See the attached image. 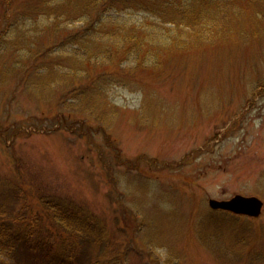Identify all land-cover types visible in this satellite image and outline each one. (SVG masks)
I'll return each instance as SVG.
<instances>
[{"label": "rangeland", "instance_id": "rangeland-1", "mask_svg": "<svg viewBox=\"0 0 264 264\" xmlns=\"http://www.w3.org/2000/svg\"><path fill=\"white\" fill-rule=\"evenodd\" d=\"M30 1L14 0L18 25L33 8ZM23 25V37L36 47L26 42L28 54L0 56V207L7 215L25 201L37 208L40 195L59 192L106 220L111 251L133 242L129 264H264V209L256 218H237L209 206L210 198L237 193L264 199V85L258 84L264 33L156 65L117 54L115 64L74 84L102 82L100 119L88 107L65 104L74 95H65V82L51 89L43 84L49 64L54 77H75L62 50L72 49L66 39L83 22L68 33L64 23L42 15ZM35 50L43 53L34 58ZM202 224L214 226L212 241ZM98 248L85 244L90 256ZM19 257L21 264H36L26 253ZM3 260L14 261L0 255Z\"/></svg>", "mask_w": 264, "mask_h": 264}, {"label": "trees", "instance_id": "trees-1", "mask_svg": "<svg viewBox=\"0 0 264 264\" xmlns=\"http://www.w3.org/2000/svg\"><path fill=\"white\" fill-rule=\"evenodd\" d=\"M4 2L1 57H10L12 53L15 56L28 54L27 47L21 46L27 39L20 29L31 18L36 21L42 15L45 21L62 22L67 33L71 24L83 22V28L70 33L66 39V43L71 42L72 49L62 50L75 77H68V74L54 77L56 68L49 64L44 67L48 81L43 84L51 89L53 84L65 82V95L74 92L65 104L89 108L91 114L100 119L103 116L97 105L104 99L102 82L91 88L74 84L78 77L89 75L94 68L115 64L119 59L117 54L134 59L138 64L156 65L195 49L214 47L218 42H229L235 37L243 39L250 33L260 37L264 33V0H35L41 11L36 12L33 3L32 12L24 14L19 25L15 20L20 13L12 8L14 0ZM254 22L257 24L250 28ZM28 40L29 49H34L32 37L28 36ZM41 53L43 51L35 50L34 58ZM102 78L106 80L105 75ZM258 84L264 85V80L260 78ZM38 198L39 207H32L25 201L21 207L12 209L13 215H7L5 205H1L0 255L14 261L3 260L0 264H21L23 258L19 255L22 253L28 254L36 264L130 263L129 253L135 248L133 242L128 240L117 252H112L108 224L94 209L59 192L42 194ZM209 227L204 226L207 238L212 241L209 235H214V226ZM85 244L99 247L96 257L86 252ZM168 257L166 263L171 261V256Z\"/></svg>", "mask_w": 264, "mask_h": 264}, {"label": "water", "instance_id": "water-1", "mask_svg": "<svg viewBox=\"0 0 264 264\" xmlns=\"http://www.w3.org/2000/svg\"><path fill=\"white\" fill-rule=\"evenodd\" d=\"M263 200L257 196H245L238 194L231 199H215L210 200V204L214 208L229 209L238 213L258 216L262 212Z\"/></svg>", "mask_w": 264, "mask_h": 264}]
</instances>
